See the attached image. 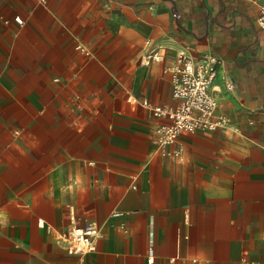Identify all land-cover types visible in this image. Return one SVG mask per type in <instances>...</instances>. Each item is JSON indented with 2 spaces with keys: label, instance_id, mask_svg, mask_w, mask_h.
<instances>
[{
  "label": "crops",
  "instance_id": "crops-1",
  "mask_svg": "<svg viewBox=\"0 0 264 264\" xmlns=\"http://www.w3.org/2000/svg\"><path fill=\"white\" fill-rule=\"evenodd\" d=\"M259 5L0 0V264H264ZM153 50L163 60L146 65ZM181 50L221 58L230 124L163 154L168 120L143 102H175ZM91 221L96 251L67 252L58 238Z\"/></svg>",
  "mask_w": 264,
  "mask_h": 264
},
{
  "label": "built area",
  "instance_id": "built-area-1",
  "mask_svg": "<svg viewBox=\"0 0 264 264\" xmlns=\"http://www.w3.org/2000/svg\"><path fill=\"white\" fill-rule=\"evenodd\" d=\"M39 1L44 5L47 4V0ZM247 1L260 3L257 25L264 33V3H261V0ZM14 21L20 26L24 24L21 16H15ZM5 23L9 21L5 20ZM78 47L84 50L81 46ZM176 55L180 63L171 71L172 97L175 102L172 104L143 102L155 117L168 120L156 128L157 145L162 149L163 154L172 153L167 147L176 143L182 132L212 133L220 128H227L230 124V118L218 112L219 103L214 95V82L218 77L221 58L212 53H203L197 57L188 56L182 50ZM162 60L163 54L153 50L144 56L142 62L149 65L150 61ZM226 84L228 87L232 86L228 80ZM181 151V148H178L173 153L179 155ZM39 226L43 227L44 222L39 221ZM101 235L99 225L91 221L81 227L71 226L58 238V242L67 252L84 256L96 251ZM153 260V257L148 259L149 262Z\"/></svg>",
  "mask_w": 264,
  "mask_h": 264
}]
</instances>
